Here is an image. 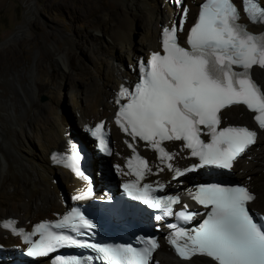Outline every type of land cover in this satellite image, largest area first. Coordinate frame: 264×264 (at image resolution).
<instances>
[{"label":"snow or ice","instance_id":"6c2138e0","mask_svg":"<svg viewBox=\"0 0 264 264\" xmlns=\"http://www.w3.org/2000/svg\"><path fill=\"white\" fill-rule=\"evenodd\" d=\"M173 2L178 3V0ZM242 4L243 11L250 17L264 16V11L257 9L255 4L249 9L248 0H242ZM187 11L185 6L183 13ZM237 20V9L230 0H205L186 34L183 15L179 26L173 24L163 28V54L153 51L146 62L138 61L137 82L130 86L132 90L121 86L117 93L115 122L132 138L129 149L135 151L134 142L139 138L150 149L164 153V157H158L163 160L172 154L160 146L162 141H183V147L198 161L184 168L166 165L171 180L177 184L198 169L230 172L233 161L254 143L255 130L241 126L218 127L221 109L243 105L256 113L253 119L258 128L264 130V85L250 76L253 65L264 68V35L249 33ZM234 66L240 71H234ZM120 99L126 102L121 104ZM102 124L97 123L86 131L99 139L100 151L104 152L105 141L99 133ZM202 135L207 138L206 142L201 139ZM76 175L82 177L79 171ZM135 175L137 179L142 178L139 171ZM153 183L158 185L157 191L165 187L160 181ZM122 187L129 197L148 208L160 210L162 215H155L156 221L175 217L187 224L200 217L199 223L191 228H177L175 223L166 225L173 236L184 240L182 245H177L176 239L170 241L181 259L187 261L191 254H200L207 258V264H264V216L255 212L256 194L247 185L195 184L191 199L203 206L204 212L190 211L186 204L174 212L172 206L179 205V198L149 195L153 191L150 184H144L142 189L136 188L135 182L124 183ZM91 195V191L86 190L71 199ZM72 214L82 226L93 227L84 221L77 209L73 208ZM72 214L65 215L54 227L71 229L82 236L78 227L69 223ZM47 226V221L37 223L27 234L20 229L28 257L50 259L49 253L59 247L77 246L92 248L110 264H148L149 253L157 247L154 238L142 251L132 247L100 246L82 242L72 235L48 231ZM38 230H41L40 239L35 242L29 239ZM56 261L80 264L76 257L64 261L56 257Z\"/></svg>","mask_w":264,"mask_h":264},{"label":"bare ground","instance_id":"6f19581e","mask_svg":"<svg viewBox=\"0 0 264 264\" xmlns=\"http://www.w3.org/2000/svg\"><path fill=\"white\" fill-rule=\"evenodd\" d=\"M198 2L184 0L178 11L170 0H111L109 6H97L91 0H63L61 8L72 19L86 22L95 11H99V18L88 21L87 41L68 35L63 48H59L56 41L48 45L53 54L52 62L59 70L57 76L54 78L49 74L51 61H45L40 50L36 51L31 68L12 67L0 73V221L14 216L19 225L30 228L41 220L58 217L76 201L71 197L86 191L81 178H76L73 171L57 167L50 156L54 151L68 154L72 144L85 141L82 128L91 121L106 120L107 126L112 128L115 150L110 157L114 162L110 164L119 167H114L112 173L118 179H127L124 164L131 152L123 144V134L113 125L117 88L123 81L135 78L129 68L134 67L140 57L159 49L161 29L172 25L175 16L178 17L176 23H179L183 15V30L187 33L195 18L193 13L198 12ZM260 2L264 5V0ZM185 6L186 14L183 13ZM33 11L35 7L31 1L24 23L3 45L17 44L22 35H30ZM136 33L141 37L139 45L133 40ZM119 47L126 48L124 56L119 54ZM77 51L87 57L82 58ZM143 51L146 54H140ZM72 58H76L74 63ZM0 60L8 61L5 57ZM68 72L81 75L83 87L70 91L69 106L66 107L62 100ZM91 73L96 76V81L87 80L86 75ZM254 75L264 85L262 70L254 68ZM69 78L73 77L69 75ZM51 88L54 93H49ZM44 93L49 96L42 102L40 96ZM222 118L225 124H243L250 123L251 114L241 106H232L224 109ZM77 126H80L78 131ZM75 131L79 136L73 135ZM172 146L174 167L184 168L192 162L179 142H173ZM146 152L150 157L146 179L175 184L168 169L152 152ZM158 168L161 171L157 172ZM233 168L236 176L255 192L254 208L264 213V130H258L250 153L239 159ZM101 171L96 167L95 174ZM178 188L185 194V201L191 190L190 184L185 181ZM9 213L13 216L10 217ZM1 227L0 243L19 245L18 239ZM154 260L157 264H207V258L200 254H193L187 261L173 255L163 241ZM41 264L49 262L45 259Z\"/></svg>","mask_w":264,"mask_h":264},{"label":"rangeland","instance_id":"374dc122","mask_svg":"<svg viewBox=\"0 0 264 264\" xmlns=\"http://www.w3.org/2000/svg\"><path fill=\"white\" fill-rule=\"evenodd\" d=\"M31 1L32 5L35 7V11L31 12L29 23L30 35H22L20 40L17 41V44H11L10 46L3 45V42L7 38L16 34L19 25L24 23L28 3ZM91 1L97 6L103 4L108 6L111 5V0ZM57 2H59V4ZM62 3L63 0H0V59L3 57L8 59V61L6 60L3 62L0 60V73H4L6 69H10L12 67L21 68L22 66H25L27 69L31 68L34 55L37 50H40V56L43 57L45 61H51L52 70L49 71V74L54 78L57 76L59 70L55 66V63L52 62L53 54L49 52L48 45L56 41L58 47L63 48L66 44V36L68 35H74L78 40L81 39L83 42L87 41V35L90 30L88 21L99 18V16H97L99 11H95L91 13V16L86 22L76 21L69 16L66 10L61 8V6H63ZM114 5L119 6L116 3ZM133 40L135 45H139V41L141 40L140 35L136 33ZM85 45L86 43L83 44V46ZM118 50L119 54L123 56L125 55V47H121V49L119 47ZM140 54L144 55L146 53L143 51ZM77 55L84 59L87 57L82 51L81 53L80 51H77ZM75 60L76 58H72L71 62L74 63ZM68 73L69 74L67 75V78H65L66 80L64 85L66 92L63 94L62 100L66 107L69 106L68 100L70 97V91L78 90L83 87L80 80L81 75L75 72ZM69 75L73 78H69ZM86 77H88L87 80L89 81H96L94 73L86 75ZM49 93H54V88H51ZM48 96V93L41 94L40 100L44 102L48 99ZM89 123H92V121ZM78 130H80V126H77V131ZM73 135L79 136L76 131ZM108 162L113 164L114 158L110 160L106 159L105 163L108 164ZM9 214L10 217L13 216V213Z\"/></svg>","mask_w":264,"mask_h":264},{"label":"flooded vegetation","instance_id":"af4514ba","mask_svg":"<svg viewBox=\"0 0 264 264\" xmlns=\"http://www.w3.org/2000/svg\"><path fill=\"white\" fill-rule=\"evenodd\" d=\"M197 10L193 13V16L195 17Z\"/></svg>","mask_w":264,"mask_h":264},{"label":"clouds","instance_id":"9594fccd","mask_svg":"<svg viewBox=\"0 0 264 264\" xmlns=\"http://www.w3.org/2000/svg\"><path fill=\"white\" fill-rule=\"evenodd\" d=\"M199 6V5H198Z\"/></svg>","mask_w":264,"mask_h":264}]
</instances>
